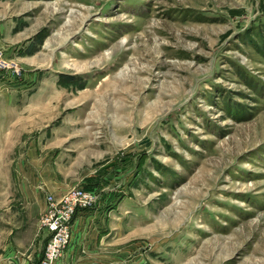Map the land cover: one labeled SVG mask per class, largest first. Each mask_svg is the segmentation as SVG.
<instances>
[{
    "label": "rangeland",
    "instance_id": "374dc122",
    "mask_svg": "<svg viewBox=\"0 0 264 264\" xmlns=\"http://www.w3.org/2000/svg\"><path fill=\"white\" fill-rule=\"evenodd\" d=\"M0 60V264L78 190L54 264H264V0H0Z\"/></svg>",
    "mask_w": 264,
    "mask_h": 264
},
{
    "label": "built area",
    "instance_id": "2783aa9c",
    "mask_svg": "<svg viewBox=\"0 0 264 264\" xmlns=\"http://www.w3.org/2000/svg\"><path fill=\"white\" fill-rule=\"evenodd\" d=\"M92 202V194L83 190L68 192L59 199L50 198L48 212L44 219V226L50 239L43 264H54L61 256L71 241V223L76 211L87 208Z\"/></svg>",
    "mask_w": 264,
    "mask_h": 264
},
{
    "label": "crops",
    "instance_id": "0c3cea01",
    "mask_svg": "<svg viewBox=\"0 0 264 264\" xmlns=\"http://www.w3.org/2000/svg\"><path fill=\"white\" fill-rule=\"evenodd\" d=\"M37 193H40V191L39 190H37ZM39 203V202H38ZM27 205H29V203H27ZM12 207V206H11ZM30 207V206H29ZM41 207H42V210H45L46 209V203L42 206L41 205ZM8 208V207H7ZM5 209V212H6V216H8L9 215V213H12V211H9V209ZM44 208V209H43ZM29 211L30 210H27V217H29ZM75 226H76V224L74 225V227H72V233H73V235H74V228H75ZM13 232H14V230H12L11 231V233H10V235L12 236L13 235ZM72 238V241H71V243L73 242V237H71ZM9 244L7 243L6 244V251H13V245H12V243H11V241L9 240Z\"/></svg>",
    "mask_w": 264,
    "mask_h": 264
},
{
    "label": "trees",
    "instance_id": "16d2710c",
    "mask_svg": "<svg viewBox=\"0 0 264 264\" xmlns=\"http://www.w3.org/2000/svg\"><path fill=\"white\" fill-rule=\"evenodd\" d=\"M39 44H41V43H39ZM37 52H38V47L35 46V48H32L31 50L28 51V54L33 55V54H35Z\"/></svg>",
    "mask_w": 264,
    "mask_h": 264
}]
</instances>
